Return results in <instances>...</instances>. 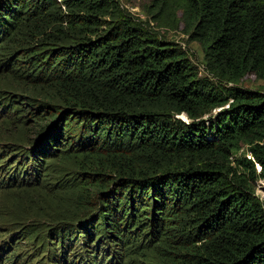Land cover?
I'll list each match as a JSON object with an SVG mask.
<instances>
[{
    "label": "trees",
    "instance_id": "obj_1",
    "mask_svg": "<svg viewBox=\"0 0 264 264\" xmlns=\"http://www.w3.org/2000/svg\"><path fill=\"white\" fill-rule=\"evenodd\" d=\"M179 23L210 77L118 0H0L2 121L35 135L0 151L1 264H264V91L238 86L264 82V0Z\"/></svg>",
    "mask_w": 264,
    "mask_h": 264
},
{
    "label": "rangeland",
    "instance_id": "obj_2",
    "mask_svg": "<svg viewBox=\"0 0 264 264\" xmlns=\"http://www.w3.org/2000/svg\"><path fill=\"white\" fill-rule=\"evenodd\" d=\"M118 3L120 9L127 11L129 15L133 16L135 19L146 23V25L151 27V29L158 35L166 39L179 42L183 49H185L187 57L193 66L196 67L198 77L208 76L206 71H203L201 75L199 74L201 65H204L203 51L201 46L197 42H189L188 35L183 32L182 23H179L185 6V0H169V8L162 12L158 8L152 9L151 12L148 11V7L151 5L152 0H118ZM159 13L161 14L157 18ZM13 85H16L19 91L21 90V87L18 83H13ZM238 86L248 90L264 91V82L258 79H244L238 84ZM2 116L3 115L0 113V151L9 150L10 147L8 143L22 142L21 144L26 145L27 143L25 142H29L35 137L33 130L27 129L22 131L21 129H17L14 126L5 124L2 121ZM184 118H182V120H186V118ZM22 137H24L25 142L21 140ZM244 153V149H240L235 154V156L231 158L233 165L236 163L235 159H241ZM247 158H249V156H247ZM257 170H259L258 167ZM262 187H264L262 182H257V184H255V192L261 199H264V192L261 190ZM12 197L14 196L7 194L5 190H0V207L7 200V198ZM18 239L19 238H14V240H10V237L0 230V251L1 246H3V242H6L7 246L13 247L14 243L18 241ZM14 250L16 252L22 250L20 254H25L28 250V247L22 244L21 246H15ZM5 253H7V251ZM6 255L7 254H4L2 258ZM68 259L70 260V257H68ZM35 261L31 262V264H52L48 262V260H45V258H42L38 262Z\"/></svg>",
    "mask_w": 264,
    "mask_h": 264
},
{
    "label": "built area",
    "instance_id": "obj_3",
    "mask_svg": "<svg viewBox=\"0 0 264 264\" xmlns=\"http://www.w3.org/2000/svg\"><path fill=\"white\" fill-rule=\"evenodd\" d=\"M203 71H206V70H205L204 65H201V67H200V71H199V74L201 75V73H202ZM208 76L210 77V75H208ZM226 107H227V106H226Z\"/></svg>",
    "mask_w": 264,
    "mask_h": 264
},
{
    "label": "water",
    "instance_id": "obj_4",
    "mask_svg": "<svg viewBox=\"0 0 264 264\" xmlns=\"http://www.w3.org/2000/svg\"><path fill=\"white\" fill-rule=\"evenodd\" d=\"M261 190L264 192V187H262Z\"/></svg>",
    "mask_w": 264,
    "mask_h": 264
},
{
    "label": "bare ground",
    "instance_id": "obj_5",
    "mask_svg": "<svg viewBox=\"0 0 264 264\" xmlns=\"http://www.w3.org/2000/svg\"><path fill=\"white\" fill-rule=\"evenodd\" d=\"M182 118H184V116H181ZM185 119V118H184Z\"/></svg>",
    "mask_w": 264,
    "mask_h": 264
}]
</instances>
